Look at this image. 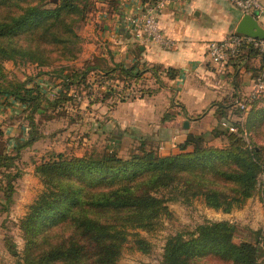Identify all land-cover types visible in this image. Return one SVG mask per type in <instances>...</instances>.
I'll list each match as a JSON object with an SVG mask.
<instances>
[{"label": "trees", "instance_id": "obj_1", "mask_svg": "<svg viewBox=\"0 0 264 264\" xmlns=\"http://www.w3.org/2000/svg\"><path fill=\"white\" fill-rule=\"evenodd\" d=\"M91 1L51 4L49 0H0V106H17L23 114L41 106L47 99L42 86L26 82L4 86V63L32 61L43 65L53 56L69 58L78 40L77 25L91 11ZM243 53L249 58L259 55L252 46L245 47ZM244 55L230 62L242 61ZM262 62L259 72L264 70ZM135 70L117 66L102 70L104 74L97 77L104 87L114 79L139 80L141 72ZM169 75L175 77L174 72ZM260 79L264 82V76ZM67 80L73 85L72 76L65 79L69 87ZM104 94L101 100L120 92L108 87ZM240 101L243 108L238 105L234 114L254 115L257 102ZM219 109L224 122L218 126L227 120L243 134V126L237 124L241 122L233 123L227 119L226 108ZM260 114L264 116V110ZM0 136H4L2 131ZM227 139L230 144L226 148H208L202 136L190 134L177 146L178 153L169 156H162L148 142H142L129 159L116 151L73 159L55 155L38 169L48 189L21 224L27 242L24 264H120L129 237L134 239L131 249L147 254L150 245L133 232L154 231L166 215L169 201L192 205L201 200L206 207L225 214L241 208L255 196L264 176V150L251 148L235 134ZM5 159L0 157V166ZM2 191L9 202L13 187L9 184ZM261 200L264 204V188ZM235 233L236 227L227 222H206L193 232L178 233L168 238L160 264H264L261 234L252 233L256 243H236Z\"/></svg>", "mask_w": 264, "mask_h": 264}, {"label": "rangeland", "instance_id": "obj_2", "mask_svg": "<svg viewBox=\"0 0 264 264\" xmlns=\"http://www.w3.org/2000/svg\"><path fill=\"white\" fill-rule=\"evenodd\" d=\"M49 2L57 4L59 0ZM91 4L89 8L91 11L85 21L77 25L78 40L69 58L53 56L48 64L43 65L32 61L4 63L7 80L4 86H7L8 82L36 84L43 87L47 99L42 100L37 110L31 109L24 114L11 115L9 112L5 114L6 107L0 106V131L4 135L0 136V157L3 155L6 158L0 166V189L6 188L9 184L13 187L9 202L3 191L0 192V264H24L27 242L21 224L30 207L48 189V184L38 169L55 155L62 154L73 159L97 157L108 151H116L121 158L129 159L144 142H148L147 145L152 149L163 153L162 156L167 154L163 141L169 143L168 139H135L131 138L129 133L119 136L121 131L113 138L115 127L108 128L109 122L103 113L107 108L101 107L98 103L104 98L102 95H105L107 88L100 86L101 78L97 77L94 70L100 64L93 57L107 55L112 46L104 36L98 37L100 29L94 32L95 1L92 0ZM86 72V80L82 82L81 79ZM76 73L79 75L77 78L74 77ZM257 75L263 78L264 70L258 71L255 76ZM71 76L73 85L67 80L71 86H65V79ZM260 78L255 81L253 92L241 98L244 101L257 102L256 108L252 109L254 115L251 113L249 117L247 115L237 117V121L241 122L237 124L243 126L244 133L240 134L234 124L227 123L226 120V123L216 127L212 132L203 131L200 136L204 139V146L226 148L230 144L228 135L235 134L251 148L258 146L264 150V116L260 114V111L264 110V82ZM112 81L105 84L115 85ZM119 84L122 96L117 98L118 103L140 97L139 87L129 96L128 90L123 91L126 83L120 80ZM239 106L242 107L241 104ZM20 126L25 131L12 135L10 130ZM175 139L177 142V138ZM263 188L264 176L259 179L255 196L230 214L210 209L201 200L194 201L192 205L169 201L166 205L168 211L154 231L133 232L139 234L150 245L149 252L146 254L131 249L134 239L129 237V244L120 264H160L169 237L178 233L193 232L206 222H227L235 226L236 243L244 241L256 243V236L252 233H260L261 246L264 249V204L261 200ZM165 195L168 200L172 199L167 193ZM214 264L226 263L214 261Z\"/></svg>", "mask_w": 264, "mask_h": 264}, {"label": "crops", "instance_id": "obj_3", "mask_svg": "<svg viewBox=\"0 0 264 264\" xmlns=\"http://www.w3.org/2000/svg\"><path fill=\"white\" fill-rule=\"evenodd\" d=\"M94 1V32L100 29L98 37L104 36L112 46L107 55L93 56L100 64L95 74L117 66L135 67L141 72L139 80L125 82L123 88L129 96L140 88L141 95L134 100L117 102L122 96L120 79H114L113 86L103 87L120 92L98 102L107 108L103 113L108 128L115 127L113 138L121 131L119 136L129 133L135 139H168L169 143L163 141V145L169 156L178 152L177 146L188 135L200 136L218 127L224 120L219 117V108H226L228 120L237 121L234 111L241 98L253 92L255 71L263 60L259 55L249 58L243 53L242 61L217 66L209 59V44L238 33L245 16L230 0H175L159 17L169 45H142L131 35L128 20L142 10L147 3L144 0ZM261 2L263 13L258 22L264 30V0ZM170 72L175 77H170ZM114 76L119 77L118 73ZM4 113L21 114L17 106ZM19 131H23L22 126L10 130L12 135Z\"/></svg>", "mask_w": 264, "mask_h": 264}, {"label": "built area", "instance_id": "obj_4", "mask_svg": "<svg viewBox=\"0 0 264 264\" xmlns=\"http://www.w3.org/2000/svg\"><path fill=\"white\" fill-rule=\"evenodd\" d=\"M175 0H150L135 16L129 18L128 26L131 35L139 44L169 45L160 28V15ZM244 15H250L259 20L263 13L261 0H230ZM247 46H252L264 60V39L234 33L222 42H213L208 46V57L217 66H225L232 59L243 54ZM262 88V86L260 87Z\"/></svg>", "mask_w": 264, "mask_h": 264}, {"label": "water", "instance_id": "obj_5", "mask_svg": "<svg viewBox=\"0 0 264 264\" xmlns=\"http://www.w3.org/2000/svg\"><path fill=\"white\" fill-rule=\"evenodd\" d=\"M237 32L241 35L252 37L257 40L264 39V30L260 26L258 19L250 15L244 16ZM185 127L188 128V124H185Z\"/></svg>", "mask_w": 264, "mask_h": 264}]
</instances>
